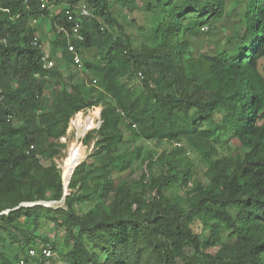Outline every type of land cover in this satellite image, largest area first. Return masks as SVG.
<instances>
[{"label": "trees", "instance_id": "16d2710c", "mask_svg": "<svg viewBox=\"0 0 264 264\" xmlns=\"http://www.w3.org/2000/svg\"><path fill=\"white\" fill-rule=\"evenodd\" d=\"M155 1L147 9L161 6L164 17L157 31L163 43L138 52L111 0H0V264H19L30 257L31 248L42 245L56 251V243L51 246L35 233L42 211L52 208L21 203L47 199L50 190L56 191L54 200L62 199L60 171L55 165L43 166L39 155L55 127L63 124L56 132L62 134L73 114L96 106L103 97H86L81 83L64 80L63 62L80 69L69 41L79 55L94 45L106 50L101 64L82 60L100 78L101 95L118 103L103 110L104 138L98 144L121 140L125 123L139 137L186 141L207 155L216 144L233 141L238 154L231 160L208 157L206 179L176 201L164 189L176 182L187 186L190 170L173 173L175 165L169 162L165 173L153 175L140 188L106 179L100 188L93 187L95 194L86 185L75 193L70 190L82 161L72 174L66 209H54L52 218L71 244L64 262L178 264L193 249L199 255L192 258L196 264H264V0H248L246 30L234 53L204 56L202 62L186 57L187 40L209 30L207 23L221 16L224 0ZM116 2L129 11L138 7L136 0ZM82 3L92 12L82 16L79 40L69 32L73 22L65 11ZM52 7L61 9L53 12ZM37 17L55 30L53 57L60 63L51 58V68L44 67L45 50L33 43L39 28L32 20ZM39 43L44 44L41 36ZM193 61L201 65L195 68ZM50 77L59 78L61 87L52 91L53 110L38 114L47 96L40 78ZM131 79L141 82V92L135 94L128 86ZM18 118L22 125L16 126ZM123 161L113 159L107 172L123 169ZM90 199L108 203L100 210L99 205L91 207ZM196 218L212 221L209 235L192 231ZM21 220L30 225L21 229ZM220 224L236 240L216 253L206 252L218 245Z\"/></svg>", "mask_w": 264, "mask_h": 264}, {"label": "rangeland", "instance_id": "374dc122", "mask_svg": "<svg viewBox=\"0 0 264 264\" xmlns=\"http://www.w3.org/2000/svg\"><path fill=\"white\" fill-rule=\"evenodd\" d=\"M111 1H113V4L115 5V9H113L115 15L120 21L125 23V30L130 37L132 48L139 52L145 48H155L162 45V35L157 31L158 25L164 17L163 12L161 11V6H155L153 7V10L147 9L148 4L151 6L156 4L155 0H136L138 7L134 11H129L128 9L121 7L116 0ZM81 5L86 11L84 15L89 14V16H91V9L84 3ZM247 5L248 0H224L221 16L211 19L207 23L209 30L207 32L202 30L198 34L189 36L185 50L186 57L200 59V62H202L204 56H213L223 52L230 55L233 54L246 30L245 15ZM60 9L61 7L51 8L53 12H59ZM82 16L79 17L81 20V28L79 32H81L82 21L84 20ZM37 22L42 42L47 47V55L50 58H53L56 64L60 63V59H57L56 61V58L53 57L55 55L52 49V44L55 39V30L47 21H44L42 17H37ZM206 28L207 26L204 27V29ZM72 34L74 33L72 32ZM172 45L171 42L169 50L172 48ZM105 52L106 50H103V48L94 45L90 48H84L83 54L80 55L83 62L88 61L97 65L105 61ZM194 62L196 61L191 63L194 64ZM61 65L64 69L62 71L65 73L64 80L81 83L83 85L82 94L84 96L88 97L87 95H89L93 98L103 96L102 100L96 106L86 107L79 111L82 112V114L77 118V113L73 114L66 127L62 129V134L57 135L56 132L58 131V128L63 126V124L60 125V127H55L53 132L55 134L48 135L47 144L45 146L46 149L43 154L39 155L40 162L43 166L55 165L57 169L60 167L58 170L60 171V175L63 176L61 167H64L65 162L66 164L68 163L67 156L69 150L78 142H82V152L79 150L78 154L82 153L80 158L84 154V157L82 158L84 165L81 172L78 175H74L76 185L72 187L70 191L76 193L81 187H83V185H86L89 188V192L93 193V187L100 188V184L103 181H106V179L126 183L134 189L137 187L140 188L153 175L157 176L165 173L168 163L171 162L175 165L173 173L186 170L191 171L190 180L187 186L176 182L172 186L164 189V194L171 200L176 201L182 199L180 197L184 196V194L185 197L187 193L191 194L194 186L197 183H202L206 179L209 170V164L207 162L208 157L213 156L214 158L231 160L238 154L236 144L233 141L216 144V146L210 150L209 155H207L203 154L199 148L192 147L186 141L174 142L156 139L149 140L139 137L135 135V130L126 126L125 123L121 124V140L103 147L101 144H98V142L104 138L102 135V128L86 130L83 123H85V120L86 123H88L89 118H97L98 116L101 117L103 122V110L105 108L113 109L114 107H118V103L107 94L101 95L102 90L100 88V78L94 74L93 70L87 69L84 66L78 69L74 65L72 66V64H66L65 62ZM200 65L201 63L197 64L196 62L195 68ZM263 67L264 58L260 60V69L263 70ZM40 79L44 82V87L47 89V96L45 104L41 108L36 109L38 114L53 110L54 98L52 96V91H56L61 87V80L59 78L50 77L45 80L42 78ZM126 79L125 76L122 78L125 82ZM128 86L132 88L135 94L141 92L143 88L141 82L138 83L135 79L130 81ZM116 112H118V108ZM74 120L76 122H74ZM15 124L16 126L22 125V120L18 118L15 121ZM101 125H103V123H101ZM223 138L228 140V135L223 136ZM137 148H140L139 154L136 153ZM113 159L118 161L121 159L124 160L122 166L123 169L112 170L111 173H108L107 169H110L113 163H111V161ZM105 172L109 174L107 177L103 176ZM62 176H60L61 180ZM41 185H45V182L41 181ZM145 187L148 188V185H145ZM29 188L24 189V191L29 190ZM32 188L36 190V188ZM66 191L69 193L68 187ZM55 192V190H50L47 199L42 198L21 204L33 205L42 203L47 205L46 207L52 208L50 211H42L44 216L42 215L35 233L38 234L43 242L45 239H48L49 242L47 243L51 246V243H56L55 248L57 252L54 251V263L66 264L63 260V254L71 248V244L66 239V232L58 227L52 219L55 215L54 209L61 207L66 209V204L64 202V194L62 195L61 200L53 199L52 196ZM87 202L90 203L93 208L99 205L100 210H102V206H105L108 203L101 199H94V201L90 199V201ZM7 211L8 210H5L4 212ZM212 220L215 221L214 219ZM211 222L212 221L209 220L206 223L201 218H196L190 226L195 234L209 235V225ZM17 224L21 229H25L30 225V222L24 224L23 220H21L18 221ZM219 233L221 239L218 242V245L207 248L206 252L216 253L222 244L234 243L236 240L235 237L230 236V231L225 228L224 224L219 225ZM42 244L44 243H40V245ZM194 255L197 256L198 252L189 249L187 252V258L184 260L180 259L177 262L178 264H196L192 259Z\"/></svg>", "mask_w": 264, "mask_h": 264}, {"label": "built area", "instance_id": "2783aa9c", "mask_svg": "<svg viewBox=\"0 0 264 264\" xmlns=\"http://www.w3.org/2000/svg\"><path fill=\"white\" fill-rule=\"evenodd\" d=\"M42 1H44V0H42ZM81 6H76L74 9H70L69 8V9H67L65 11L66 14H67L68 20L73 22V25L71 26V29H70L69 32H71V34L73 32L74 34H72V35H74V37L76 39H79V40L83 39L82 34L79 32V30L81 28V20L79 19V17L86 13L85 8H82ZM62 9H64V7ZM36 23H37V18H34L32 20V24H36ZM61 29H64V28H61ZM39 38H40L39 32H35L34 41H33L34 45L35 46H40L42 50H45V52H47L45 44L41 45V43H39ZM68 47H69V50L73 53V62H74V64L77 65L79 68H82L83 67L82 66L83 65L82 59H81L80 55L78 54V52L76 51L74 45L71 43V41H69V46ZM43 60H44V67L45 68H51L55 64L54 60L49 58L47 53L43 57ZM139 75H140V77H142L141 73H139ZM80 114H82V112L77 113L76 118ZM92 119L94 120L93 124H92V126H89V127L86 126L85 123H83V119H82V123H83L84 128L86 130L100 128L101 123H102L101 117L98 116L97 118L95 117V118H92ZM74 122H76V121L74 120ZM83 140H84V138H83ZM75 145H80L81 147H83L82 142L81 143L78 142ZM31 148H33V146H31ZM68 154H69V152H68ZM81 161L82 160L77 162L76 165L78 163H80ZM75 166L73 167L72 171L69 174H66L65 170H64V167H61L62 171H63V176L62 175L61 176H62V180H63L62 182H63V186H64V190L65 191L67 190V187L69 186V183H70V180H71V177H72V173H73V170H74ZM59 168L60 167H58V169ZM29 254H30V257L27 260L22 259L19 262V264H36V263H38V264H55L54 263L55 252L52 250L51 247L42 245V246L37 247V248H31L29 250ZM34 260H35V262H34Z\"/></svg>", "mask_w": 264, "mask_h": 264}, {"label": "bare ground", "instance_id": "6f19581e", "mask_svg": "<svg viewBox=\"0 0 264 264\" xmlns=\"http://www.w3.org/2000/svg\"><path fill=\"white\" fill-rule=\"evenodd\" d=\"M93 121H94L93 119L91 120L89 118L88 123H86V120L84 122H85V125L89 127V126H92ZM90 123H92V124H90ZM79 150H80V152H82L80 145H74L70 149L69 154L67 156L68 163L66 164V162H65V164H64V170H65L66 174H69L72 171L73 167L76 165L77 162H79L80 160H83L82 158L84 157V154L80 158L82 153L78 154Z\"/></svg>", "mask_w": 264, "mask_h": 264}, {"label": "water", "instance_id": "95a60500", "mask_svg": "<svg viewBox=\"0 0 264 264\" xmlns=\"http://www.w3.org/2000/svg\"><path fill=\"white\" fill-rule=\"evenodd\" d=\"M78 164H79V163H78ZM78 164H77V165H78ZM77 165H76V166H77ZM76 166H75V167H76ZM74 169H75V168H74ZM73 172H74V170H73ZM72 174H73V173H72ZM67 194H68V192L65 191V192H64V198L66 197Z\"/></svg>", "mask_w": 264, "mask_h": 264}, {"label": "clouds", "instance_id": "9594fccd", "mask_svg": "<svg viewBox=\"0 0 264 264\" xmlns=\"http://www.w3.org/2000/svg\"><path fill=\"white\" fill-rule=\"evenodd\" d=\"M81 162H82V161H81ZM81 162H80V163H81ZM80 163H79V164H80ZM79 164H78V165H79ZM78 165H77V166H78ZM77 166H76V167H77ZM76 167H75V168H76ZM64 192H65V191H64Z\"/></svg>", "mask_w": 264, "mask_h": 264}, {"label": "crops", "instance_id": "0c3cea01", "mask_svg": "<svg viewBox=\"0 0 264 264\" xmlns=\"http://www.w3.org/2000/svg\"><path fill=\"white\" fill-rule=\"evenodd\" d=\"M46 49H47V47H46Z\"/></svg>", "mask_w": 264, "mask_h": 264}]
</instances>
